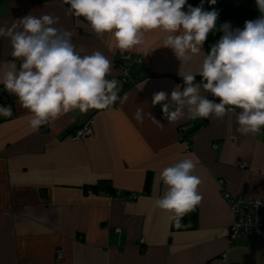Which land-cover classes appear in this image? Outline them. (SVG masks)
<instances>
[{
    "label": "crops",
    "instance_id": "crops-1",
    "mask_svg": "<svg viewBox=\"0 0 264 264\" xmlns=\"http://www.w3.org/2000/svg\"><path fill=\"white\" fill-rule=\"evenodd\" d=\"M60 4L0 0V25L52 14L56 27L74 33L82 55L102 52L111 61L109 75H119L114 39L96 37ZM165 35L147 32L130 50L144 55L133 69L137 80L120 81L121 99L106 109H72L34 130L32 114L16 96L5 91L0 97V106L12 108L10 117L0 115V264H264V236L230 238L235 213L224 196L264 198V127L241 135L235 113L170 123L152 94H170L177 84L182 91L178 73L197 74L209 49L204 44L199 56L181 62L164 47ZM11 51L0 37V76L21 62ZM138 109L142 121L134 118ZM89 119L93 133L73 139ZM183 159L196 164L202 200L192 223L176 227L154 202L166 190L161 171Z\"/></svg>",
    "mask_w": 264,
    "mask_h": 264
},
{
    "label": "clouds",
    "instance_id": "clouds-1",
    "mask_svg": "<svg viewBox=\"0 0 264 264\" xmlns=\"http://www.w3.org/2000/svg\"><path fill=\"white\" fill-rule=\"evenodd\" d=\"M203 3L193 7L187 0H61L60 6L69 5L65 14L82 17L96 37L108 34L122 55L143 44L145 33L159 29L166 34L164 47L179 61L188 62L202 53L216 26L218 12L205 11ZM209 3L215 5L216 0ZM255 3L260 15L246 20L243 29L221 25L223 36L203 56L197 74L178 73L182 91L177 84L170 94H152L153 106L159 104L170 123L209 117L222 120L235 113L236 131L241 135L258 134L264 127V0ZM186 5L187 11L183 10ZM58 23V17L45 14L0 25V37L9 40L11 56L21 61L3 72L0 85L32 114L29 124L34 130L62 112L106 109L121 99L118 82L106 79L111 61L98 50L82 55L86 50L72 43L74 33L56 27ZM196 75L201 77L199 83ZM202 89L216 99L202 95ZM140 112L134 117L138 121H142ZM0 115L10 117L11 106H0ZM195 168L192 159H183L160 173L166 190L154 207L167 212L169 223L176 227L202 200Z\"/></svg>",
    "mask_w": 264,
    "mask_h": 264
},
{
    "label": "built area",
    "instance_id": "built-area-1",
    "mask_svg": "<svg viewBox=\"0 0 264 264\" xmlns=\"http://www.w3.org/2000/svg\"><path fill=\"white\" fill-rule=\"evenodd\" d=\"M142 54H133L131 52H125L123 55L121 52L117 53L116 65L120 69L119 75H108L106 79L116 80L121 82H133L135 80L136 73L133 71L134 67L142 63ZM134 83V82H133ZM4 88L0 87V97L4 94ZM94 131V119H89L72 133V138H82L91 135ZM189 144V142H188ZM216 146V145H215ZM88 192L93 193L91 189ZM224 196L229 202L231 209L235 213V219L230 225V238H253L260 239L264 236V198L244 196L241 194H235L233 192H224ZM117 230H120L117 228ZM57 254L59 257L64 255L62 249H58Z\"/></svg>",
    "mask_w": 264,
    "mask_h": 264
},
{
    "label": "trees",
    "instance_id": "trees-1",
    "mask_svg": "<svg viewBox=\"0 0 264 264\" xmlns=\"http://www.w3.org/2000/svg\"><path fill=\"white\" fill-rule=\"evenodd\" d=\"M187 3L195 7L201 3V0H187ZM203 7L205 11L215 10L218 12L216 26L212 31H210V33L208 34L207 41L205 42L209 50L210 47L214 46L223 36V32L219 30L221 25L225 23H229L233 30L236 28L243 29L246 20H254L260 15V13L257 10L255 0H239V1L216 0L215 5H210L209 0H204ZM183 10L187 11V5ZM136 80L137 77L135 76V80L133 82H135ZM200 80L201 77L199 75H196L195 82L199 83ZM122 83L123 85L132 84L131 82H127V83L122 82ZM3 93L5 94V90ZM210 98L216 99L212 97L211 93H210ZM217 102H219L218 99ZM236 110L241 111V109H236ZM147 185L149 184L147 183ZM196 215H197L196 209L194 208L193 211H190L184 215V217L181 220V225L187 226L191 224L194 218H196Z\"/></svg>",
    "mask_w": 264,
    "mask_h": 264
},
{
    "label": "rangeland",
    "instance_id": "rangeland-1",
    "mask_svg": "<svg viewBox=\"0 0 264 264\" xmlns=\"http://www.w3.org/2000/svg\"><path fill=\"white\" fill-rule=\"evenodd\" d=\"M121 52V51H120ZM131 52V51H130ZM117 58V57H116ZM141 58H142V61L144 60V55L142 54L141 55ZM116 63H118V62H116ZM133 68H134V65H133Z\"/></svg>",
    "mask_w": 264,
    "mask_h": 264
}]
</instances>
